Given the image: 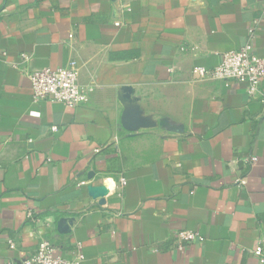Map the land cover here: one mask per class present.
I'll list each match as a JSON object with an SVG mask.
<instances>
[{
  "label": "crops",
  "instance_id": "crops-1",
  "mask_svg": "<svg viewBox=\"0 0 264 264\" xmlns=\"http://www.w3.org/2000/svg\"><path fill=\"white\" fill-rule=\"evenodd\" d=\"M256 18L264 57V0H0V264L39 240L81 264H259L264 81L192 77ZM68 63L89 102L33 103L26 75ZM183 231L204 241L179 251Z\"/></svg>",
  "mask_w": 264,
  "mask_h": 264
},
{
  "label": "built area",
  "instance_id": "built-area-1",
  "mask_svg": "<svg viewBox=\"0 0 264 264\" xmlns=\"http://www.w3.org/2000/svg\"><path fill=\"white\" fill-rule=\"evenodd\" d=\"M259 22V18L253 20L248 30L247 42L243 47L221 54L218 65L211 70L201 67L194 68L192 70L193 79L210 78L224 84H242L247 87L246 94L249 99L258 97L261 84L264 81V57L255 53L252 44ZM118 25L116 24V26ZM13 67L16 68V66ZM26 76L30 82L33 103L54 101L77 108L87 104L95 92V86L92 84H80L78 69L74 63H68L55 69L46 68L29 72ZM260 102L264 106V96L262 95ZM54 130L55 128L51 129V131ZM250 164H255L253 159ZM124 185V179L120 178L118 188H123ZM27 217L33 221L35 216L31 211H28ZM175 237L179 251H182L184 244L204 241L199 234L190 231L177 232ZM8 244L10 248H13L10 240ZM74 249L75 254L70 258H65L58 254V250L53 244L39 240L35 251L23 259L17 260L16 264H81L84 260L81 254V245L75 244ZM250 252L259 264H264V246L257 243Z\"/></svg>",
  "mask_w": 264,
  "mask_h": 264
}]
</instances>
